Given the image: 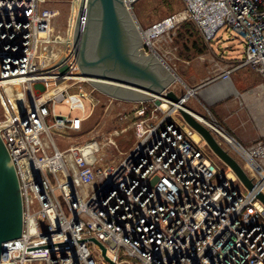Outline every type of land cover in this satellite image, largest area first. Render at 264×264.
Instances as JSON below:
<instances>
[{
  "label": "built area",
  "instance_id": "built-area-1",
  "mask_svg": "<svg viewBox=\"0 0 264 264\" xmlns=\"http://www.w3.org/2000/svg\"><path fill=\"white\" fill-rule=\"evenodd\" d=\"M5 1L8 7L0 8V52L5 53L0 134L19 176L24 223L21 237L4 243L1 262L264 264V203L257 197L264 193V140L244 145L216 118L204 122L241 163L252 189L201 135L196 139L193 128L174 120L162 104L150 110V100L139 102V115L151 113L132 123L134 143L119 164L101 165L93 159L98 148L87 143L61 148L53 131L82 129L86 93H71L67 84L44 97L34 88L36 82L59 79V65L48 63L58 10L48 0ZM184 4L182 11L143 28L145 42L150 45V30L156 31L154 44L189 20L207 42L230 29L242 39L244 58L222 65L221 79L231 80L237 66H250L262 77L264 91V0ZM58 103L68 104L69 113L57 112ZM75 110L82 114L73 116ZM93 238L106 247V255Z\"/></svg>",
  "mask_w": 264,
  "mask_h": 264
},
{
  "label": "rangeland",
  "instance_id": "rangeland-1",
  "mask_svg": "<svg viewBox=\"0 0 264 264\" xmlns=\"http://www.w3.org/2000/svg\"><path fill=\"white\" fill-rule=\"evenodd\" d=\"M81 2L82 0H48L47 2L48 6L58 10V15L52 23L53 35L51 41L53 44L48 48L49 52L52 50L51 58L53 60L48 63H50L49 65H59V68H57L58 73L56 72L59 79L38 83L35 88L37 94L42 93L43 85L48 84V82L55 83L64 77H73L82 74V69L79 66L74 48V34ZM184 6V0H136L133 2V12L140 25L143 28H148L154 23L176 12L182 11ZM181 27L173 28L163 36L153 39V48L145 47L147 53L150 51L154 53V50L157 51L162 59L178 74L180 79L173 80L170 86V89L174 90L178 95L188 92L187 88L189 83L210 76L211 71L214 73L216 69L214 64L220 63L217 57L223 56L230 58L240 56V59L244 58V44L242 43V39L230 29L223 28L219 30L216 36L207 42L203 39L198 29L199 27H196L191 22L190 27L194 32L191 41L198 39L199 45L205 44V51L197 54L195 49L183 47L182 43L184 40L180 35ZM191 41H189L190 45L192 43ZM67 57H69V60L66 61L65 59ZM209 58H211L212 62L209 61ZM68 80H70L68 83L71 93H79L81 89L86 93V97L83 98L86 117L82 129L79 131L73 132L68 129L54 130L56 142L61 148L75 142L81 144L87 143L94 148H98L93 159L101 165L115 166L119 164L124 158L122 153L129 149L134 143L135 138L134 133L131 135V131L123 134V128L143 117L149 116L151 112L148 109L141 116L138 112L141 106L139 102L114 98L88 80L73 78ZM163 102L161 100H150V110L155 106L161 105ZM186 104L190 108L192 99L186 101ZM168 105L169 109L164 108L165 113L171 114V117L181 125L191 128L183 119L180 112L171 111L173 106L170 103ZM56 110L59 113L68 114L69 105L58 103ZM200 110V112H196L198 115L206 119L211 118L207 110L204 108ZM159 113L161 115L164 112L160 111ZM71 114L73 116H79L82 113L80 110H75ZM127 114H129V117L126 118ZM4 118L5 110L0 101V122ZM194 133L196 132L194 131ZM121 138L123 139L121 140Z\"/></svg>",
  "mask_w": 264,
  "mask_h": 264
},
{
  "label": "water",
  "instance_id": "water-1",
  "mask_svg": "<svg viewBox=\"0 0 264 264\" xmlns=\"http://www.w3.org/2000/svg\"><path fill=\"white\" fill-rule=\"evenodd\" d=\"M143 31L133 12V3L125 0H82L74 34L75 54L82 74L114 98L133 102L166 98L186 123L204 138L216 156L234 170L248 189H252L253 180L241 163L187 106L186 101L195 91L188 87L187 93L178 95L170 89L172 81L180 77L157 51L146 52V46L153 47L145 42ZM93 35L99 38L103 48L96 57L87 56L86 52ZM4 56L5 53L0 52V58ZM257 197L264 203L263 192H259ZM23 223L19 176L0 134V264H4L1 262L4 243L21 237ZM93 240L101 245L106 255V247L96 238Z\"/></svg>",
  "mask_w": 264,
  "mask_h": 264
},
{
  "label": "crops",
  "instance_id": "crops-1",
  "mask_svg": "<svg viewBox=\"0 0 264 264\" xmlns=\"http://www.w3.org/2000/svg\"><path fill=\"white\" fill-rule=\"evenodd\" d=\"M239 57H217L220 63H213L216 66L214 73L211 71L210 76L189 83L188 87L195 92L191 93L188 100L192 99L191 110L200 112V109L204 108L240 142L250 145L259 139L264 140V91L260 87L262 77L250 66L234 68L229 81H224L220 77L223 70L221 66L237 64L243 60ZM44 89L45 87L43 92ZM43 92L41 95L44 97L50 96ZM127 115L129 117V114ZM125 128L123 134L131 131L133 135L132 124Z\"/></svg>",
  "mask_w": 264,
  "mask_h": 264
},
{
  "label": "bare ground",
  "instance_id": "bare-ground-1",
  "mask_svg": "<svg viewBox=\"0 0 264 264\" xmlns=\"http://www.w3.org/2000/svg\"><path fill=\"white\" fill-rule=\"evenodd\" d=\"M127 2H131V1H133V0H126ZM8 6L6 5V1L5 0H1V2H0V8H7ZM139 29V28H138ZM156 31L155 30H150L149 32H148V38H147V40L149 41V43H150V46L152 47V40H151V38L153 37V34L155 33ZM43 36H45L44 35V33L42 34ZM145 40H146V38H145ZM71 76V75H70ZM71 78H73V79H80V80H88L87 79V77L85 76V75H83V74H80V75H78V76H73V77H64V78H62L61 80H59V81H57L56 83H48V84H44L43 85V88L45 87V89H44V92H43V89H42V92H43V94L44 93H46L47 95H50L49 97H51V96H54V95H56V94H58V92H59V90H62L63 88H65L66 87V85L67 84H69L68 83V79H71ZM176 78V77H175ZM89 81V80H88ZM91 82V81H90ZM38 83H41V82H36L35 84H34V88H36V85L38 84ZM13 90H17L18 88L16 87V88H12ZM14 92V91H13ZM192 93V92H191ZM42 94V93H41ZM157 98H159V97H157ZM162 107L163 108H165V109H169V105H168V103L166 102V101H164L163 103H162ZM175 110V108L174 109H171V111H174ZM197 116H198V118L201 120V121H203V122H205V123H209V121H208V119H206V118H204V117H202V116H200V115H198L197 114ZM195 137H196V139H199L200 137H199V134L198 133H196L195 134Z\"/></svg>",
  "mask_w": 264,
  "mask_h": 264
},
{
  "label": "trees",
  "instance_id": "trees-1",
  "mask_svg": "<svg viewBox=\"0 0 264 264\" xmlns=\"http://www.w3.org/2000/svg\"><path fill=\"white\" fill-rule=\"evenodd\" d=\"M191 22L194 23L196 27H198L197 24L191 20L186 21L181 25L182 27H181L180 35L182 36V39L184 40V42L182 44H183V47H185V48L191 47V49L196 50L197 54H199V53L201 54L205 51V44L199 45L198 39H194L191 41V38L193 37L192 34H194V32L192 31V28L190 27ZM199 31H200V29H199ZM200 33H201V31H200ZM201 35H202V33H201ZM202 37L204 39L203 35H202ZM189 41L192 42L191 45H190Z\"/></svg>",
  "mask_w": 264,
  "mask_h": 264
},
{
  "label": "flooded vegetation",
  "instance_id": "flooded-vegetation-1",
  "mask_svg": "<svg viewBox=\"0 0 264 264\" xmlns=\"http://www.w3.org/2000/svg\"><path fill=\"white\" fill-rule=\"evenodd\" d=\"M99 51L102 52L103 48H101V43H100L99 38L96 39V35L95 36L93 35L90 42H88V46L86 48L87 56L96 57Z\"/></svg>",
  "mask_w": 264,
  "mask_h": 264
}]
</instances>
